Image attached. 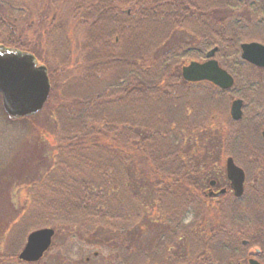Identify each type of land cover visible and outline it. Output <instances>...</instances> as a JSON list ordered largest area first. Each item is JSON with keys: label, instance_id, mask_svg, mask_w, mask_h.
<instances>
[{"label": "trees", "instance_id": "obj_1", "mask_svg": "<svg viewBox=\"0 0 264 264\" xmlns=\"http://www.w3.org/2000/svg\"><path fill=\"white\" fill-rule=\"evenodd\" d=\"M262 22V0H0V45L34 54L51 83L43 109L19 119L50 114V165L24 187L34 227L106 248L108 264L264 263V74L240 58L241 43H264ZM214 47L229 89L181 75ZM235 96L242 118L222 119ZM222 156L245 172L239 197L203 192L211 178L229 186ZM52 246L0 264H45Z\"/></svg>", "mask_w": 264, "mask_h": 264}, {"label": "rangeland", "instance_id": "obj_2", "mask_svg": "<svg viewBox=\"0 0 264 264\" xmlns=\"http://www.w3.org/2000/svg\"><path fill=\"white\" fill-rule=\"evenodd\" d=\"M80 33L81 31L72 33L73 43L81 40ZM74 60L76 61V59ZM233 68L235 71L241 72L239 76L241 83L249 74L248 72H252L248 65L242 63L233 65ZM67 88H69V84L60 88L57 93H63V90H68ZM233 92L236 93V90ZM60 96L54 98L53 102L59 100ZM231 101L226 114L221 115L222 119L227 116L230 118ZM49 115V113H42L30 120L11 119L3 109L0 96V255L8 252L18 254L32 229L52 227L51 225L34 227L35 208L32 203H29V206L24 197V187L27 183L29 181L38 182L37 180L41 178L42 173L51 162L49 157H41L42 154L48 153V149L53 143L52 129L49 128L51 125ZM40 140L45 142L44 147L40 145ZM225 159L226 156H222V159L217 162L220 166L218 170L220 176L223 175L222 166H224ZM153 208L151 211L155 212ZM151 225L146 232L147 240H150L149 243L153 242L152 236L157 228L155 224ZM52 240L54 246L45 259V264L59 263L61 255L68 256L73 260L80 259L82 264L109 263V252L106 248L89 247L86 244L83 246L79 241L71 243L68 239L66 240L65 235L59 237L54 235ZM80 253L82 254L80 255ZM240 261L244 264V260Z\"/></svg>", "mask_w": 264, "mask_h": 264}, {"label": "water", "instance_id": "obj_3", "mask_svg": "<svg viewBox=\"0 0 264 264\" xmlns=\"http://www.w3.org/2000/svg\"><path fill=\"white\" fill-rule=\"evenodd\" d=\"M217 47L210 49L207 60H191L182 66V77L187 81L207 80L222 89L230 88L234 79L215 58ZM241 58L256 66L264 67V44L257 41L241 44ZM51 90L50 78L45 64L39 63L29 51L6 48L0 45V94L2 106L11 119L24 118L40 111L48 100ZM243 101L232 100L230 116L233 120L241 119ZM264 138V130L262 131ZM226 177L235 196L244 191L245 173L231 156L225 161ZM211 180L210 184L213 185ZM222 189L217 194L224 192ZM212 195V192L209 193ZM55 229L52 227L36 228L29 232L18 258L25 262L40 260L52 244ZM245 242V241H244ZM249 264H264L256 258H250Z\"/></svg>", "mask_w": 264, "mask_h": 264}, {"label": "flooded vegetation", "instance_id": "obj_4", "mask_svg": "<svg viewBox=\"0 0 264 264\" xmlns=\"http://www.w3.org/2000/svg\"><path fill=\"white\" fill-rule=\"evenodd\" d=\"M262 3H264V0H262ZM261 4V3H260ZM263 25L260 27V31L263 33L264 32V22H262ZM257 42H260V43H263L261 41H258ZM242 44V43H241ZM264 44V43H263ZM241 47V45H240ZM209 50H207L205 52V57L202 59V60H197L199 62H203L205 60H207L208 58L206 57V54ZM240 54H241V51H240ZM245 61V60H244ZM247 62V61H246ZM249 63V62H247ZM251 64L252 66L255 67V69L253 70L255 73L259 72V71H262V73L264 74V67L262 66H256L252 63H249ZM229 72V71H228ZM230 73V72H229ZM231 74V73H230ZM232 75V74H231ZM232 77L234 78V76L232 75ZM201 81H207V80H201ZM191 82V81H190ZM194 82H197V81H194ZM210 82V81H208ZM212 83V82H210ZM234 83H235V78H234ZM231 88V87H230ZM237 98V97H236ZM232 102V101H231ZM229 112H230V108H229ZM238 121V120H237ZM264 130V128H263ZM262 130V131H263ZM261 131V132H262ZM223 172L225 173V177H226V167H225V163H224V166H223ZM211 180L214 181L213 185L210 184ZM226 180L228 181L227 177H226ZM229 183V181H228ZM224 183L223 182H220L218 181L216 178H211L209 180V183L206 185L207 187L203 189V192L204 194H207L209 197H213V198H216V199H219L221 197H227L230 193L228 192V188H230V183H229V186H227V184L223 185ZM222 185V186H221ZM222 189H225L224 192L220 193V194H217L219 191H221ZM231 189V188H230ZM232 191V190H231ZM212 192V195H210L209 193ZM232 194L234 195L233 191H232ZM250 258H255L253 256H249V257H246V258H243L242 260H244V264H249V259ZM210 264H230V261L229 259L226 260L225 257L223 258H220L218 259V261L216 263H213V262H210ZM236 264H242L241 261H237Z\"/></svg>", "mask_w": 264, "mask_h": 264}]
</instances>
